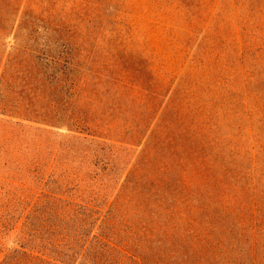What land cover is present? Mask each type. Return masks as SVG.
<instances>
[{
  "label": "rangeland",
  "instance_id": "obj_1",
  "mask_svg": "<svg viewBox=\"0 0 264 264\" xmlns=\"http://www.w3.org/2000/svg\"><path fill=\"white\" fill-rule=\"evenodd\" d=\"M66 252L264 264V0H0V264Z\"/></svg>",
  "mask_w": 264,
  "mask_h": 264
},
{
  "label": "trees",
  "instance_id": "obj_2",
  "mask_svg": "<svg viewBox=\"0 0 264 264\" xmlns=\"http://www.w3.org/2000/svg\"><path fill=\"white\" fill-rule=\"evenodd\" d=\"M231 172L232 174H234L232 168ZM32 215L34 221L32 223L34 228L31 235L32 240L39 242V245H41L43 249L48 246H55L58 244L65 243V245H67L66 239L70 235V231L73 232V228L69 229V224L72 221H75L73 219V215L67 214L66 212H64V210L62 212H59L57 208H54V206L50 207L48 211L39 208L34 213L30 214L27 219ZM84 222L87 223L86 220H84ZM74 231L76 232V234L74 235V240L78 244L81 243V240H83L85 234L88 235L89 233L85 231L78 232L77 229H74ZM84 245L85 243L82 245V247ZM58 253V255L62 254V252ZM75 254V252H66L65 254H63L64 256H60V258L65 259V264H70L71 260L75 257Z\"/></svg>",
  "mask_w": 264,
  "mask_h": 264
}]
</instances>
